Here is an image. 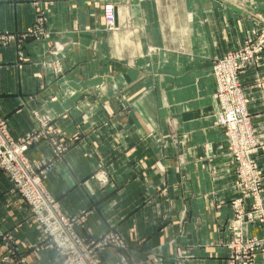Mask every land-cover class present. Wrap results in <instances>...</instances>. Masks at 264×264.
<instances>
[{
  "label": "crops",
  "instance_id": "obj_1",
  "mask_svg": "<svg viewBox=\"0 0 264 264\" xmlns=\"http://www.w3.org/2000/svg\"><path fill=\"white\" fill-rule=\"evenodd\" d=\"M257 18L264 0H0V117L17 139L46 119L28 150L45 188L86 240L112 233L125 244L100 251L99 264H234L235 163L214 120L211 61ZM240 79L264 207V53ZM10 187L0 174V257L59 264L55 249L34 250L44 237ZM238 223L258 242L250 263L264 264V224Z\"/></svg>",
  "mask_w": 264,
  "mask_h": 264
},
{
  "label": "built area",
  "instance_id": "obj_2",
  "mask_svg": "<svg viewBox=\"0 0 264 264\" xmlns=\"http://www.w3.org/2000/svg\"><path fill=\"white\" fill-rule=\"evenodd\" d=\"M102 14L105 27L114 29L113 5L105 4ZM259 24L260 30L255 33L257 37L252 40L251 50L240 51L243 55L232 50L223 57L214 59L211 66V76L215 82L214 120L225 135L229 154L235 163V187L239 193V197L231 202L236 226L231 228L229 248L233 251L231 258L234 264H252L250 250L258 244L243 237L238 219L264 224V207L260 202L262 176L254 159L258 145L240 82L244 65L256 62L258 55L264 52V21ZM2 44H7V37L0 35V45ZM38 122L39 128L35 133L17 139L0 117V174L10 182V192L17 196L27 209V220L35 225L44 237V242L34 250L55 249L59 264H99L97 255L100 251L107 248L125 251V244L117 234L111 233L97 240H86L78 230L80 218L64 213L47 191L40 163L33 164L28 156L29 148L44 139L46 134V119ZM65 150L64 145L56 152L59 155ZM105 180L104 177L100 179L101 182ZM5 237L0 227V240ZM24 263L23 259L16 258L15 253L9 249L0 257V264ZM118 264L131 262L121 255Z\"/></svg>",
  "mask_w": 264,
  "mask_h": 264
},
{
  "label": "rangeland",
  "instance_id": "obj_3",
  "mask_svg": "<svg viewBox=\"0 0 264 264\" xmlns=\"http://www.w3.org/2000/svg\"><path fill=\"white\" fill-rule=\"evenodd\" d=\"M246 16H247V18L248 19H250L252 22H254V16L255 15H253V14H250V13H248V14H246ZM261 21H264V19H261V18H257V20H256V22H257V25H258V28H257V30H255L254 28H251V29H253V30H250V32H248V34H247V37L244 39V41H243V43H241V45H239V46H237V47H235L233 50L234 51H239V54L240 55H243V53L242 52H240V51H244V52H247V51H249V50H251V48H250V45H251V43L253 42L252 40H254L257 36H256V32L257 31H259L260 30V22ZM262 27V26H261ZM231 52V51H230ZM229 53V52H228ZM228 53H226V54H228ZM261 53H264V52H261ZM260 53V54H261ZM225 54V55H226ZM259 54V55H260ZM221 58V57H220ZM214 60V59H213ZM213 60L211 61V66H212V62H213ZM255 64H256V62H253V63H251V64H246V65H244L245 67L241 70V71H244V70H246V69H248V68H252V67H254L255 66ZM241 75V74H240ZM240 82H241V79H240ZM241 85H242V82H241ZM242 89H243V86H242ZM243 93H244V91H243ZM244 95V94H243ZM245 100H246V98H245ZM246 106H247V101H246ZM39 118V120L41 121L42 120V117H38ZM51 143V146L52 147H54V150L55 151H57V149H61V147L63 146L64 147V143H57V142H54V141H52V142H50ZM62 153H64V152H62ZM61 153V154H62ZM61 154H59V156L61 155ZM102 177H104V176H102ZM105 178V177H104ZM234 187H235V185H234ZM235 189H236V187H235ZM236 191H237V189H236ZM237 197H239V193H238V191H237V196H236V198ZM18 256V255H17ZM17 258H20L19 256L17 257Z\"/></svg>",
  "mask_w": 264,
  "mask_h": 264
},
{
  "label": "water",
  "instance_id": "obj_4",
  "mask_svg": "<svg viewBox=\"0 0 264 264\" xmlns=\"http://www.w3.org/2000/svg\"><path fill=\"white\" fill-rule=\"evenodd\" d=\"M114 25H116V21H115V13H114Z\"/></svg>",
  "mask_w": 264,
  "mask_h": 264
}]
</instances>
